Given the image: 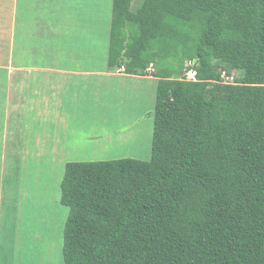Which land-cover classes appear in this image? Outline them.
<instances>
[{
	"label": "trees",
	"instance_id": "obj_1",
	"mask_svg": "<svg viewBox=\"0 0 264 264\" xmlns=\"http://www.w3.org/2000/svg\"><path fill=\"white\" fill-rule=\"evenodd\" d=\"M107 48L153 63L150 159L65 163L64 264H264V0H112Z\"/></svg>",
	"mask_w": 264,
	"mask_h": 264
},
{
	"label": "rangeland",
	"instance_id": "obj_2",
	"mask_svg": "<svg viewBox=\"0 0 264 264\" xmlns=\"http://www.w3.org/2000/svg\"><path fill=\"white\" fill-rule=\"evenodd\" d=\"M53 1L42 0L43 4L51 6L48 7L50 16L41 12L35 21L39 25L34 24L37 30L32 32L23 30L18 24L23 3L17 0L15 25L12 28L15 36L13 34L12 41L0 40V64L7 63L9 49L14 64H28L31 60L36 63L38 57H32L37 54L36 51L28 47L33 42L27 39L37 31L41 32L39 35H45L43 32L47 30L54 31V37L49 35L46 41V44L52 45L48 48L53 56V65L57 59L61 63V57H56L58 50L63 47V35L68 32L67 28L64 32L66 24L61 22L59 32L53 29L57 27L55 24L50 28L41 24H47L48 21L56 23L58 18L62 19L66 15V11L71 12L70 19L73 16L75 20L90 17L92 34L97 35L98 39L103 36V32L108 35L112 0ZM56 1H59L58 4L63 2L65 8L53 10ZM138 2L132 5L136 8ZM99 45L96 39L92 40V48L98 49ZM93 58L90 69L106 66V57L98 53V56L93 54ZM95 73L92 71V75L95 76ZM28 76L29 86L26 90L36 88L38 75L29 73ZM23 77L24 73L20 71L10 77V73L0 68V264H64L62 235L68 208L60 203V181L65 163L119 158L149 160L155 102L151 94L152 86L149 93L137 102L136 98H128L127 104L121 103L119 106L115 99L109 100L108 106H102L99 101L105 95L92 94L93 87L97 85H92L91 79L89 107H85L86 112L81 110L73 123L67 121L63 136L54 138V142L58 140V148L63 150L57 153L50 152L47 145H43L49 136L52 138L51 135L56 137L58 134L45 114L49 106H42L39 101L28 96L22 97ZM130 86L132 84L128 85L127 91L132 93L136 85L129 90ZM31 131L38 135L31 136ZM55 172L59 173L58 180L53 178Z\"/></svg>",
	"mask_w": 264,
	"mask_h": 264
},
{
	"label": "crops",
	"instance_id": "obj_3",
	"mask_svg": "<svg viewBox=\"0 0 264 264\" xmlns=\"http://www.w3.org/2000/svg\"><path fill=\"white\" fill-rule=\"evenodd\" d=\"M21 1L23 4L20 6V21L18 24H20V28L23 30H31L33 32L37 30V27H35L34 24L39 25L35 21L40 17V13H47L50 16L49 8L51 6L43 4L42 0ZM37 2L39 3V6ZM52 2L54 1L52 0ZM57 2L59 1H56V4L53 5V10L57 9L60 11L65 8L63 2L61 4H58ZM17 8V0H0V40H5L6 42L13 40L14 33L12 28L13 25H15L14 18H16V15L14 12H16ZM57 14L60 16L58 11ZM70 14L71 12L66 11V15L62 19L58 18L56 23L48 21L47 24H41L47 26V28H50L52 24H55L57 27L53 29L58 32L59 25L61 27V22L66 24L64 32L67 31L65 28L68 29V32L63 35L61 41L63 45L61 49L62 51L58 50L56 57H61V63H59L57 59L55 62L56 64L53 65V61L51 60L53 56L51 55L50 50L52 45L46 44V41H48L49 35L54 37V31L47 30L43 32L45 35H39L41 32L37 31L32 33L30 38L27 39L28 41L33 42L28 45V47H31L36 51L37 54L32 56L38 57L36 63L31 60L28 64H14L12 51L9 49L6 56L7 63L3 65L0 64V68H3L7 73H10V77L13 74H16L17 71L24 73L22 97L28 96L35 101H39L42 106H49V108L45 110V114L48 116L47 118L54 131L57 132L58 130V134L56 137L51 135L52 138L49 136L43 145H47V150L50 152L54 151L57 153L63 152V150L58 148L56 144L58 140L54 142V138L63 136V134H65L63 131L66 128L67 121L70 120L71 123H73L76 119V115L81 110L86 112L85 107H89L90 98L88 96L90 95L89 83L91 79L92 85L98 86L93 87L92 94H99L100 96L105 95V97L101 96L99 101L102 103V106H105V104L108 106L109 100L114 101L115 99V102L119 103V106H121V103L127 104L128 98H136L137 102L138 100H141V97H144V94L149 93L151 86V94L154 98L155 84L157 81V77L149 74L135 75L117 71L108 72L107 63L105 67H97L98 69L96 70L90 69L89 66H91L94 61L93 54L98 56L99 53V56H104L107 60L109 33L106 35V33L103 32V36L98 39L97 35L92 34V26L90 27L92 22L90 17L86 19H81L79 17L75 20L74 16L70 19ZM42 19L43 18H40V20ZM79 31L82 33H79ZM93 39H96L100 43L98 49L92 48ZM41 40L43 41L38 43V41ZM69 49H71V52H69ZM45 58H48V60ZM19 59L20 62H22V59ZM92 71L96 72L95 76L92 75ZM29 73H35V75H38L36 79V88L26 90L29 86ZM98 81L100 83H98ZM131 84L132 86L129 87V90L136 85V89L133 90L134 92L132 93L127 91L128 85ZM123 85H126L125 89L123 88ZM129 108L133 109L131 107ZM37 135V133L31 131V136L36 137ZM58 175L59 173L56 174L55 172L53 178L58 180ZM49 256L51 257L52 253Z\"/></svg>",
	"mask_w": 264,
	"mask_h": 264
},
{
	"label": "clouds",
	"instance_id": "obj_4",
	"mask_svg": "<svg viewBox=\"0 0 264 264\" xmlns=\"http://www.w3.org/2000/svg\"><path fill=\"white\" fill-rule=\"evenodd\" d=\"M149 66H152V71H153V63H150V64L148 65V67H149ZM148 67H147V68H148ZM147 68L145 69L146 74L152 75V71H148ZM107 70H108V69H107ZM115 71H117V72H125V70H124V66L121 65V66H120L119 68H117ZM115 71H114V72H115ZM108 72H110V71L108 70ZM111 72H113V71H111ZM125 73H126V72H125ZM127 74H129V73H127ZM186 75L188 76V78L194 79V72H193V70H191V69L187 70ZM152 76H153V75H152Z\"/></svg>",
	"mask_w": 264,
	"mask_h": 264
},
{
	"label": "built area",
	"instance_id": "obj_5",
	"mask_svg": "<svg viewBox=\"0 0 264 264\" xmlns=\"http://www.w3.org/2000/svg\"><path fill=\"white\" fill-rule=\"evenodd\" d=\"M147 70H148V71H152V66H149V67L147 68Z\"/></svg>",
	"mask_w": 264,
	"mask_h": 264
}]
</instances>
